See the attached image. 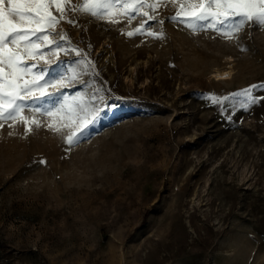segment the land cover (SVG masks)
Segmentation results:
<instances>
[{
	"label": "rangeland",
	"instance_id": "374dc122",
	"mask_svg": "<svg viewBox=\"0 0 264 264\" xmlns=\"http://www.w3.org/2000/svg\"><path fill=\"white\" fill-rule=\"evenodd\" d=\"M175 11L164 0L133 36L146 20L135 13L69 11L56 26L92 62L60 53L87 81L65 92L104 102L71 146L46 117L0 128V264H264V101L213 103L264 82V26L227 38Z\"/></svg>",
	"mask_w": 264,
	"mask_h": 264
},
{
	"label": "snow or ice",
	"instance_id": "6c2138e0",
	"mask_svg": "<svg viewBox=\"0 0 264 264\" xmlns=\"http://www.w3.org/2000/svg\"><path fill=\"white\" fill-rule=\"evenodd\" d=\"M162 2L164 0H82L81 4L70 8L67 7V0H0V128L8 121L19 122L28 133L33 126L41 127L37 117H46L52 132L61 133L67 129L63 138L69 146L88 138L101 113L94 102H104V97L85 98L86 94L80 92L70 97L65 92L66 87L84 85L87 81L78 79L81 73L76 68L65 67L66 62L61 59L60 53L65 56L74 53L75 58L70 63L83 66L85 72L92 67V62L82 50L70 45L66 32L56 33V26L66 19L69 11L85 12L107 19L110 23L117 22L114 19L116 16H125L130 20L135 13L146 20L126 35L143 34L148 27L147 21H155L152 13ZM168 2L176 9L168 19L189 29H211L232 38L246 24L264 26V0ZM53 9L58 16L53 14ZM66 22L74 23L71 19ZM54 34H58L60 39H51ZM146 34L163 37V32L149 31ZM65 44L68 47H64ZM257 88L264 89V82L240 89L222 99L213 98V103L223 104V101L241 97L239 106L248 110L264 101V97L255 94Z\"/></svg>",
	"mask_w": 264,
	"mask_h": 264
},
{
	"label": "bare ground",
	"instance_id": "6f19581e",
	"mask_svg": "<svg viewBox=\"0 0 264 264\" xmlns=\"http://www.w3.org/2000/svg\"><path fill=\"white\" fill-rule=\"evenodd\" d=\"M230 71L229 70H223V71H218L215 73L216 76L218 77H227L229 75Z\"/></svg>",
	"mask_w": 264,
	"mask_h": 264
}]
</instances>
